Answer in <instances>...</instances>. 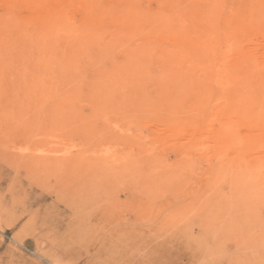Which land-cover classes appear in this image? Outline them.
<instances>
[{"label":"rangeland","instance_id":"obj_1","mask_svg":"<svg viewBox=\"0 0 264 264\" xmlns=\"http://www.w3.org/2000/svg\"><path fill=\"white\" fill-rule=\"evenodd\" d=\"M138 1L144 10L160 7V0ZM114 2L101 0L98 13L89 0H0V20L12 16L19 26H27L24 30L37 32L45 14L79 29L105 17L109 28L106 15L126 9L124 2ZM136 36L133 48L143 40ZM244 37L239 54L233 53L226 66L252 61L264 75V28L249 29ZM156 39L148 71L153 76L162 72L161 47L171 46L168 35ZM119 48L115 54L121 57ZM4 54L0 264H264V148L250 143L264 140V132L243 126L240 118L212 114L214 106L218 110L222 105L217 100L174 103L162 98L161 87L154 83L143 86L146 93L129 91L121 83L95 87L97 68L82 69L74 80L54 68L38 69L30 54ZM110 61L102 63L110 67ZM190 73L202 75L199 69ZM104 90L109 95L101 96ZM68 92L79 93L77 100L64 97ZM114 94L121 95L117 104ZM198 109L207 113L198 114ZM230 121L245 131H224L222 126Z\"/></svg>","mask_w":264,"mask_h":264},{"label":"bare ground","instance_id":"obj_2","mask_svg":"<svg viewBox=\"0 0 264 264\" xmlns=\"http://www.w3.org/2000/svg\"><path fill=\"white\" fill-rule=\"evenodd\" d=\"M100 1L101 0H89V3L91 2L90 5L92 6L91 10L95 5L96 8L94 7L95 9L93 10L94 11L98 10L99 13L100 10L99 5L102 4L100 3ZM114 1L115 2L117 1L118 3L117 5H119V3L124 2L126 4V9L124 10L125 12L122 13L121 11L122 14L117 15L116 13L117 5L115 4L116 14H112L111 12H109V14L106 15L107 19L111 22L109 28L105 26L106 23L104 21L105 17L104 18L101 17L100 20L93 22L91 20L93 18L97 19L98 16L97 17L93 16V18L89 17L92 18L90 20L91 21L90 25L89 26L87 25V27L85 26V28L83 27L82 29H79L69 26V24L67 23V21H65L64 18L62 19L59 16L53 17L50 14H45L44 16H41V18L38 20L39 25L36 30L37 32L35 31L28 32L24 30L27 28L26 25L19 26L11 18L12 16L7 17L6 15V18L0 20V53H5L4 56L6 55V53H14V54L16 53L22 55L25 54L23 55L24 57H27L26 55L30 54L29 58L31 60L29 59L27 60L31 61L32 64H34V66L37 67L38 69L54 68L58 71L60 70L62 75H64L65 77L73 78L74 80H76L79 77V74L82 69H88V67H92V68L94 67L95 69L97 68L98 69L97 71H99L98 75L96 76L97 78L94 77L96 79H93L94 80L93 83L91 82L92 84L95 85V87L107 86L106 87L107 89V88H112L113 84L121 83L125 85V87H127V90L129 87V91H131L130 90L131 87L135 91L139 90L140 92L141 89V91L143 90L142 91L143 93L144 92L146 93L143 86L147 85L148 83H154L155 85L161 87L160 89L163 91L162 92L163 95L161 97L165 99L167 98L170 101L173 100L174 103L177 100L181 101V100H189V99H196L203 102L207 101V103L210 100H215L214 101L215 103L217 100L219 104L222 103V105H220V107H217L219 108L218 110H216V107L214 106V109L216 111L212 109L213 110L211 111L213 112L212 114L215 115L222 114L223 118H225L226 116L227 120H229L230 118L231 119L240 118L243 121L242 122L243 126L245 124V126L249 128H253L258 132L259 131L264 132V75L262 74L263 72L262 68L260 67V65L258 66L256 63L252 61H244V60L239 61L238 59L237 61L239 62L234 63L236 64L234 67L228 68L226 66V62H228L227 59L231 57L233 53L236 52L238 53V49H237L239 45L238 43L242 39V37H244V34H247V30L249 31V29L258 28V27L264 28V0H160V1L158 0L160 2L159 5L160 7L156 11L144 10L143 9L144 7L142 8L139 6L138 0H114ZM228 1H231L232 4L229 5ZM98 2L100 4H98ZM141 4H143V0ZM115 7L113 6V8ZM113 8L111 11H113ZM106 13H108V11ZM88 14L90 15V13ZM87 21L88 20H86V24ZM139 34H141V37L143 36L141 45L133 48L131 46V42H132L131 40L133 38L136 39L137 37L136 35ZM166 35H168L169 38L171 39L170 40L171 46L167 48L161 44L164 47V48L161 47L162 50H161V54L159 55L161 56L160 65L162 67L161 70L162 72L159 75L156 74V76H153V73L149 75L148 71L149 69L152 70L153 67V64L151 62V58L153 57L152 51L156 47L158 42V39L156 38L161 37L163 39L164 36ZM119 47H123V53H121L120 51V53L123 54L121 57L119 56L120 55L119 53L116 52L119 55L115 54V49ZM154 50L156 51L157 49ZM114 54L115 56H119L120 58L116 57L115 59ZM11 55L14 56L13 54ZM9 56L10 54L8 55V57ZM106 59H109V61L112 59L109 64L110 67H107L106 64L104 65L102 63ZM153 59H155V57ZM1 60L3 59L1 58ZM198 69L201 70V74H202L201 77L199 78L193 75L194 72L193 74L190 73L191 70L193 71ZM253 80L256 81V84L252 83ZM195 86L202 87L203 89L201 91H196L194 90ZM117 87L118 89L120 88L119 86ZM91 88L92 90L91 89L90 90L94 92L93 90L94 87ZM149 88L151 87L149 86L146 89ZM120 89L119 91L121 92ZM114 90H116V92L119 93L117 89H113V91ZM148 91L150 90H147V92ZM150 92L148 94H150ZM90 93H88L87 96H89ZM106 93L107 95H109L107 91L105 93H101V96H103L104 94L106 95ZM136 93H133L134 94L133 97H138L139 94ZM78 94L74 93L73 95H71V93L68 92V94L65 95L64 97L74 98L76 96V100H77ZM124 94H126L125 91ZM119 96L121 97V95L119 94L118 97L116 95L114 97L116 104H117L116 97L119 98ZM123 96H127V95H123ZM149 96L151 98V95ZM98 97L95 98L98 99ZM162 98L161 101L163 100ZM105 100L104 102H106ZM111 105H113L112 102ZM154 105H155V101H154ZM167 105H169L168 102ZM194 106L195 105L193 104L192 108ZM210 107L212 108L213 106ZM158 109L159 108H156V110ZM196 111L198 114H202V115L207 113V110L198 109L195 110V112ZM161 112L163 113V111ZM151 113L153 115V112ZM191 113H189V115ZM159 114L160 113H158V115ZM117 115L119 116V114ZM207 115H208L207 118H209L210 116L209 113ZM184 119L183 122L181 121L183 124L185 121ZM205 124L208 125V123ZM172 125L173 127L175 126L174 123ZM202 125H204V123ZM169 126L172 127L171 125H168V127ZM185 126L186 125H184L183 127ZM172 129L174 130V128ZM222 129L224 131H230L231 133L232 132L237 133L239 129V125L230 121L229 123L222 126ZM187 130L188 128H186V131ZM239 130H243L241 129V126ZM208 132L210 131L208 130ZM249 132L250 131H248V133ZM235 134L234 136H236ZM228 138L230 139V137ZM224 139L226 140V138ZM229 142L230 141H228L227 143ZM217 143L224 144V142L223 143L217 142ZM250 143H252V145L254 144L257 145L258 147L264 148V140L262 139L252 141ZM234 147L235 149L237 148L236 146ZM229 148H232V145ZM262 152H264L263 149ZM228 162L229 161H227V163ZM97 177L99 176L97 175Z\"/></svg>","mask_w":264,"mask_h":264}]
</instances>
